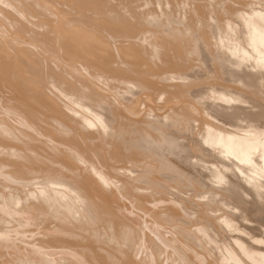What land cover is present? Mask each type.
I'll return each mask as SVG.
<instances>
[{
  "label": "bare ground",
  "instance_id": "bare-ground-1",
  "mask_svg": "<svg viewBox=\"0 0 264 264\" xmlns=\"http://www.w3.org/2000/svg\"><path fill=\"white\" fill-rule=\"evenodd\" d=\"M257 5L0 0V96L15 109L0 110V264L264 262L227 238L231 218L264 226ZM142 93L160 109L130 115L115 100L144 105ZM179 93L191 103L169 104ZM214 245L236 263L210 258Z\"/></svg>",
  "mask_w": 264,
  "mask_h": 264
},
{
  "label": "rangeland",
  "instance_id": "rangeland-1",
  "mask_svg": "<svg viewBox=\"0 0 264 264\" xmlns=\"http://www.w3.org/2000/svg\"><path fill=\"white\" fill-rule=\"evenodd\" d=\"M256 2L257 3H259L261 6H255V7H251V8H249V7H247V9H252V10H257V9H259L258 11H260V10H263V8H264V0H256ZM231 3V2H230ZM232 4V3H231ZM238 4V3H237ZM263 4V5H262ZM158 7H160L159 5H158ZM257 8V9H256ZM262 8V9H261ZM3 20H5L6 21V19H4V17H1ZM0 18V19H1ZM6 18V17H5ZM0 22H2L1 20H0ZM6 34V33H5ZM50 52V54L52 55V56H54L55 58H57V59H59V60H66V59H64V53L61 51V49H57V50H54V51H49ZM249 63V62H248ZM76 67H78L80 70H82L83 72H85V70L81 67V66H76ZM86 73V72H85ZM250 89V88H249ZM252 89H250V92L251 93H253V92H255L254 90H252ZM180 94V93H179ZM257 95H258V93H256ZM263 95V96H262ZM182 95L180 94V96H174V97H176V98H173V100H170L168 103L169 104H174V102H176V101H178L179 103H181V104H185V103H191V100H190V98H187V97H181ZM262 100H264V94H261V95H258ZM142 97H143V99H144V102H145V104L143 105L142 103H143V101H140V100H137V104H136V102H134V103H128V102H125V101H123L122 99H117V98H115V100L120 104V105H122L123 107H125V108H128L127 109V112L130 114V115H135V114H138V113H140L141 111H142V109L143 108H146V107H151L152 109H155V110H159L160 108H159V105H158V103L159 102H157L156 100H154L153 98H152V96L151 95H149V94H147V93H142ZM163 97L164 96H161V98H158V101H163L164 99H163ZM3 100V101H2ZM11 105H12V102H11V100L10 99H8V98H5L4 96H0V110H9V111H12V112H15V109L13 108V107H11ZM0 112H2V111H0ZM16 113L17 114H20L18 111H16ZM64 144H67V145H69L67 142H65V141H63V140H59V145H64ZM90 162V161H89ZM178 185V186H177ZM176 186L180 189L181 188V190L183 189L184 190V188H185V192H186V190H188V192H186V193H183L182 195L183 196H185V194H187L185 197H187V196H189V195H194L195 194V192L193 191V190H190L189 188V186L188 185H186V186H183V185H179V184H177ZM189 190L190 191H192L190 194H189ZM6 191H8V189L6 190ZM189 199H192V197L191 196H189ZM193 199L195 200V199H197V200H195V201H202L203 199L204 200H207L208 198H207V196H205V197H199V196H194L193 197ZM192 199V201L194 202V200ZM123 200L125 201V202H131V200L129 199V197H127V196H123ZM192 206H194L195 207V205H194V203H193V205ZM220 206V205H219ZM222 209H224V210H226L227 211V205L224 207H222V206H220ZM220 213H222V211H218V212H216V214H220ZM160 215H162L161 217H164V216H167V217H170L171 219H175V220H178V221H180V222H184V223H186V224H193L194 223V225H198L199 224V221H200V223H201V220H198L197 218L193 221L192 219H191V217H190V214H187L186 212H183V213H181V214H179L178 212H176V211H172V210H169V209H167V210H162V209H159V210H157V216H159L160 217ZM227 217V215H224V218H226ZM166 218V217H165ZM189 218V219H188ZM230 219V218H229ZM202 222H204V221H202ZM229 222L231 223V231H230V233L227 235V238L229 239V243H233L232 241H237V243L239 244V247H243V248H245V247H251L253 250H259L260 248H263L262 250H264V226H262V223L260 224V223H258L259 221H254V220H251L250 221V223H249V225L248 224H244L243 222H241V221H239V220H235L234 218H231L230 220H229ZM240 222V223H239ZM239 224V225H238ZM208 225H210V224H208ZM243 225V227L241 228V226ZM248 225V226H247ZM264 225V224H263ZM253 226H259V228L258 227H255V229H253V231H252V228L251 227H253ZM258 230H257V229ZM158 229H161V228H158ZM245 229H247V230H245ZM263 231V232H261V230ZM254 230H256V233L254 234L253 232H255ZM161 231V230H160ZM251 232L252 233V235L250 234V233H248V232ZM247 232V233H246ZM259 234H258V233ZM161 233H162V231H161ZM163 234V233H162ZM247 234H249V235H247ZM257 234V235H256ZM235 235V236H234ZM238 235V236H237ZM240 235V236H239ZM254 236H256L257 237V239H256V237H254ZM254 238V239H253ZM168 239H170V238H168ZM256 239V240H255ZM222 241H224V240H222ZM170 242H171V240H170ZM250 242H251V244H250ZM172 243V242H171ZM262 243V244H261ZM185 244V243H184ZM252 244H254V245H252ZM230 245H232V244H230ZM256 245H258V246H260V248H255V246ZM252 246H254V248L252 247ZM257 246V247H258ZM209 247H210V245H209ZM185 248V247H184ZM183 247H182V249L183 250H186V248L184 249ZM262 250H260V251H262ZM186 252V251H185ZM243 253L242 254H244L243 255V259H244V261L246 262V264H260L259 263V261L257 260V259H255L254 257H253V254H249L247 251H242ZM208 254H209V257L210 258H212L213 260H215L216 258L217 259H221L222 257H223V254H224V251L223 250H221V248H219L217 245H214V248H213V251H211V252H207ZM199 255H200V257H202V259L203 260H208V258H207V255L206 254H204V252H199L198 253ZM237 254V253H236ZM212 257H211V256ZM215 255V256H214ZM238 255V254H237ZM182 256H184V258H185V264H193V263H200V262H198L197 260H192L191 258H187V257H185L186 255H183L182 254ZM217 259H216V261H217ZM234 259H236V257H233V258H230L228 261H227V259L226 258H222V261L223 262H230V261H233V262H235V260ZM242 259V258H241ZM184 263H181L180 262V264H184ZM236 263V262H235ZM261 264H264V262L263 263H261Z\"/></svg>",
  "mask_w": 264,
  "mask_h": 264
}]
</instances>
